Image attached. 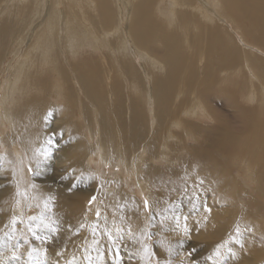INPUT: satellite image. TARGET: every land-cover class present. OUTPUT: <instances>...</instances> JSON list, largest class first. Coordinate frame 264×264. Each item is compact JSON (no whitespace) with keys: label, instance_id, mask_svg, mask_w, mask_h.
I'll list each match as a JSON object with an SVG mask.
<instances>
[{"label":"bare ground","instance_id":"6f19581e","mask_svg":"<svg viewBox=\"0 0 264 264\" xmlns=\"http://www.w3.org/2000/svg\"><path fill=\"white\" fill-rule=\"evenodd\" d=\"M13 1L0 3V43L12 41L14 58L0 67V77L13 70L23 84L9 86L8 95L0 86V179L6 185L0 181V205L11 206L18 172L25 181L37 170L42 182H32V196L21 200L37 197L27 207L45 218L54 207L49 193L69 198L54 212L56 224L63 223L65 211L82 209L71 200L80 198L72 190L80 178L76 171L94 174L100 167L106 178L122 174L137 196L153 199V189L165 187L151 207L158 231L166 234L153 244L162 264L175 255V237L191 238V248L201 249L195 259L209 260L201 264H264V0H17L14 13L26 11L22 20L10 19L11 12L3 19L2 7L10 9ZM44 13L37 39L24 25ZM26 41L33 54L24 51ZM58 82L85 92L89 107L76 94L62 93ZM50 95H64V105L53 106ZM66 120L74 125H63ZM3 131L9 132L4 138ZM60 133H66L63 146L48 148ZM52 151L67 168L51 158ZM42 153H48L45 162ZM183 166L191 173L179 174ZM198 166L203 173L197 175ZM86 176V184L100 182ZM184 177L195 189L208 187L202 197L212 196L195 201ZM118 178L106 181L109 193L97 195L106 212L125 218L138 197L125 193ZM177 195L193 200L179 222L165 210ZM99 199L88 206L94 217L103 205ZM9 211L0 209V222ZM166 218L174 228L164 226ZM137 236L146 233L135 241ZM95 250L101 261L102 251ZM10 254L1 263H17Z\"/></svg>","mask_w":264,"mask_h":264},{"label":"rangeland","instance_id":"374dc122","mask_svg":"<svg viewBox=\"0 0 264 264\" xmlns=\"http://www.w3.org/2000/svg\"><path fill=\"white\" fill-rule=\"evenodd\" d=\"M1 1L2 0H0V3ZM17 2H18L17 0L13 1L12 3L10 2L9 3L10 9L4 6L2 7L4 10V14L2 15L3 19H6L8 17V15L6 14L11 12L10 19L19 20V21L22 20L26 11L21 12V15L16 17L14 11H17V8L19 7L18 6L16 8ZM117 12L119 14L120 10L118 9ZM45 16L46 14L44 13L41 18L37 19L38 16L36 15L33 23L24 25L30 31H34L33 36L37 39H39V37L41 36L39 29L40 28H42V30L44 29V25H43L44 21L42 22L41 20ZM228 30L231 31V29H228ZM27 43L28 41H26V43L23 45L24 51L27 50L26 54L28 55L33 54L34 50L32 49V47H30V49H27ZM11 45H12V41H7L4 44L0 43V59H3V62L0 63V67L3 66L4 62L8 63L9 61L11 62L14 59V58L10 59V57L13 56V53H10V51L8 50V48ZM43 45L46 48L45 39H44ZM107 45L112 51H116L114 48L111 47L110 44H108V42H107ZM62 56L63 54L60 52L59 58H61ZM60 62H61V65H60L61 68L64 69L65 64H66L64 59H63V62L62 61ZM74 63L75 62L70 61V66L72 67ZM39 70H41L40 67L37 69V71ZM40 72L41 71H39V73ZM68 73L70 72L68 71ZM0 78H1L0 86H2V88L6 86V88L3 90L4 92H6L7 95L9 91L8 90L9 86H12L11 88H13L17 84H23V81L20 82L22 79V75L18 74L17 72H14L13 70L6 72L5 75ZM58 85L61 88L62 93L66 91H70L73 94H76L79 98L78 102H80L81 100V105L87 104L89 107V101H88L87 94L85 92L80 91V89L77 88V86H72L71 82L66 85L62 84V82H58ZM63 97L64 95L60 99H56L54 95H50L48 98L53 103V106L60 107L64 105ZM90 107H92L91 104H90ZM92 110H93V107H92ZM93 112H94L95 118L96 116L99 117V112H96L94 110ZM71 119H73V116ZM51 123L52 122H50L48 126H51L52 125ZM66 123L67 125L68 124L71 126L74 125L72 124V122H69L68 120H66V122L63 123V125H65ZM8 133H9L8 131L7 132L3 131L2 137L3 138L6 137ZM63 135H66V133H60V134L53 135L54 140L53 142L52 141L48 142V148L58 147L57 146L58 142L61 143V145L63 146L64 141L67 139V138H64ZM2 151L3 150L0 146V152ZM54 154H55L54 151L50 152L51 158H56ZM47 157H48V153L47 154L42 153L40 156L41 159L43 158L44 160L43 162L46 161ZM60 160H61V165L64 166L63 168H67L68 165L64 164L61 158H56L57 163H59ZM16 165H17V161H16ZM65 165H67V167H65ZM182 165L183 164L180 163V165L178 167H175V169H179ZM189 167L186 168L183 166L179 170V174H182V176L184 174H190L191 170H189ZM196 169H197V172L195 174L198 175L199 173L200 174L203 173L202 168H199V166ZM96 170L97 172H94V174L93 173L91 174V172L87 168H82L81 170L76 171L79 173L77 176L80 178L78 179V181H76V185L73 188L67 186V184H64V183L62 184L58 183L61 187L65 189H69L68 191L70 193H72V191H70L72 188V190L74 191L73 193L76 196H79L80 198L71 199V200H76L82 205L81 210L76 209L78 212L76 210H75L76 212L74 210L73 211L69 210L71 211V213L68 211L67 212L65 211L64 221L63 223L61 222L60 224H56L54 212L56 211V213H58L57 208H61V205H60L61 202L64 201V199H67V201H69V198L61 197L56 193H49L52 199V205L54 207L49 209V215L47 217L42 218L40 217L39 211L37 208L31 209V207L30 208L27 207L28 205H32L34 203L37 204V202L39 201V199L37 200V197L34 196V197L21 200L23 195L27 197L32 196L33 194V191H32L33 185H31L32 182L40 183L42 182L41 181L42 179L40 180V178L42 177L36 174V171H37L36 170V171L31 172V175L29 176L30 178L26 179L25 181H21L20 178H23V176H20L21 173L18 172L19 176L17 177V171H15V178L17 177L16 180H17L18 186L16 187L17 190L13 191L14 192L12 196L13 204L11 203V206H10L9 205L10 201L7 203L6 201L3 200L0 205V209L4 207H9V210L11 211V212L9 211L5 220H2L0 222V232H3L2 234L6 235V236L0 235V238L2 239L1 243L3 244L2 249H0L1 250L0 257L6 253L7 254L12 253L10 254L12 256L16 255L17 257L16 256L14 257L16 258V260H18V262L9 263V264H65V263L66 264L68 263H72V264H162L156 258V253L158 251L154 249L155 245L153 244H156L155 242L158 239V237H162V235L163 237H165L166 234L162 233L161 231H158L159 223L156 217H154L155 214H157V212H155L156 208H151V207H152V203L159 201L158 198H156L155 194L159 192L161 189L164 190L165 187H161L160 189L156 187L158 189L156 188L153 189V191L155 192L153 194V199L150 198L149 196H146L145 194H144L145 195L144 197L137 196L138 193L133 191L132 189L130 190L131 185H128V183H126L128 179H125L124 181L123 175L119 173L117 178L119 177L118 180L121 183H123V186L126 185L124 188L125 193L131 195L132 197L133 196L138 197V198L135 197L134 199L136 207L132 209V212H131L134 216L130 214L128 216L125 215V218L124 216L119 217L120 213L117 214V211L113 213L106 212L104 199H102V197H99L97 195V193L98 194L109 193V190H108L109 185H107L106 181L111 180L113 182H117L116 181L117 178L115 176H111V177L107 176L108 178H106V173L104 172V169H101L100 167ZM0 171H1V168H0ZM167 172L172 174L173 170L171 171L168 170ZM8 173L6 175L10 176L11 173L9 174ZM54 173L57 174L58 172L56 171ZM87 173L90 175H93L100 181L97 183L98 186H96L97 184L91 186V183L90 184L85 183L86 181L84 180H88V176L84 177V175ZM6 175L5 177L7 178ZM59 175H62V174L60 173ZM66 176L67 175H65V177ZM190 178L191 177L189 178L184 177L183 180L186 181L188 179V182L187 181L186 182L188 183L189 191L191 192V194L193 192L194 196L195 195L197 196L195 198L192 195V197L194 198L195 201L204 203V200L206 199V197L212 196V194L209 192L208 193L206 192L204 196L202 197V195H200L201 192L206 191L208 187L206 185L204 187L202 183L200 184L201 189H195L194 187L191 186L192 183H191ZM58 180H62V178H58ZM194 180H197V179L194 178ZM0 181H4L2 186H6L4 178L2 180L0 179ZM52 194H54V196ZM97 197L98 199L101 198L99 199L100 200L99 202L101 203V205L103 204L104 207L102 205L101 211L98 214H96V216L94 217L92 213L90 214L89 212L90 210L88 211V206H92L93 201L96 200ZM176 198L177 199H172L169 201L172 203L167 204V207L165 210L168 212V215L171 218H175L177 219L176 222H179L178 219L183 217V215H186L187 212L191 210V208L186 203L189 201H193V200L189 197L179 199L180 195H177ZM145 201L147 202V206H146ZM142 202L145 203L144 204L145 206L142 204ZM86 203H88L89 205ZM19 204L21 205V207L19 206ZM69 205H71L72 206L71 208H73L72 204H69ZM240 206L241 207L243 206V200L241 197H240ZM134 217H137L138 220H136V218ZM168 220L169 219L167 218L165 219L164 226H169L170 228H174L175 227L174 224L173 223L171 224V222H169ZM131 222H135L137 224L134 225V223H131ZM119 224L121 226H119ZM142 230L146 233V237L140 239L139 238L140 236L139 237L137 236L138 237L137 241H135L134 238L136 237L137 233H139ZM71 232L72 234H70ZM8 242L9 244H7ZM172 242H175V245L173 247L175 255L173 256V254L171 253L172 258L170 257V259H168V261L164 262L163 264H174V263L175 264L176 263L178 264H201L203 263L202 262L203 260L204 262L205 260H207V257H204L203 260L195 259L197 255L199 256V258L202 256V255L201 256L199 255L201 253V249L191 248V245L193 246V244L190 245L191 238L175 237V238H172ZM179 242H182V244L179 245ZM127 245L129 247H126ZM140 246L150 248L151 252L148 253L146 250L139 249ZM96 248H99L100 251H102V254L100 253L102 255L101 261H98L94 257V256H97V252L95 250ZM110 248L114 250H111ZM109 250H111L110 251L111 253L108 252ZM164 251L165 249L163 250V252ZM196 251L198 252V254ZM105 252H107V254H105ZM1 253H4V254H1ZM193 255H195V257H193ZM0 264H5V262L2 261L1 263L0 261Z\"/></svg>","mask_w":264,"mask_h":264},{"label":"snow or ice","instance_id":"6c2138e0","mask_svg":"<svg viewBox=\"0 0 264 264\" xmlns=\"http://www.w3.org/2000/svg\"><path fill=\"white\" fill-rule=\"evenodd\" d=\"M145 203H146V206H147V202H145ZM207 211H209V212H210V211H211V209H207Z\"/></svg>","mask_w":264,"mask_h":264}]
</instances>
